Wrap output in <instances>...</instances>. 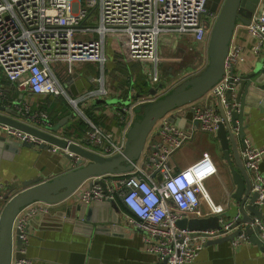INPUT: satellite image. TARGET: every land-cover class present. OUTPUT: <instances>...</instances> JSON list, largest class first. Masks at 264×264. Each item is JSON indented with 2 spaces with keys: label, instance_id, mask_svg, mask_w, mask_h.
<instances>
[{
  "label": "built area",
  "instance_id": "built-area-1",
  "mask_svg": "<svg viewBox=\"0 0 264 264\" xmlns=\"http://www.w3.org/2000/svg\"><path fill=\"white\" fill-rule=\"evenodd\" d=\"M217 13L207 8V0H0V73L21 94L43 98L63 95L75 109L82 110L85 101L92 104L100 97H109L104 77L96 78L101 83L97 90L73 97L62 75L71 74L81 62H97L104 68L108 59L106 47L112 42L118 44L117 50L126 60L145 64L150 81L159 83L161 34L184 35L191 42L208 47ZM246 27L251 45L245 49L242 43H230L223 77L204 95L202 102L192 106L187 126H179L164 116L156 124L155 141L150 142L153 149L147 150L142 162L137 160L131 171L88 178L70 196L73 201L87 205L95 201L121 200L127 210L126 222L142 231L144 249L157 255L155 264H192L208 240L226 236L239 228L242 231L230 240L232 246L237 248L251 243L245 231L246 223L231 227L239 214L222 222L221 228L192 231L178 226L179 219L206 217L221 211L223 206L213 203L204 184L218 173L212 157L203 155L181 169L173 162L175 154L198 131L216 135L223 121L220 104L230 118V104L226 100L229 89L233 97L232 109L239 105L236 92L241 75L249 71V56L264 53V8ZM161 94L162 91H158L140 96L128 107L118 105L111 111L117 124L115 129L98 125L85 115L87 128L80 140L53 131L48 112L39 106L33 109L30 100L22 97L9 101L4 87H0V105L16 107L23 121L41 130L67 137L99 154L110 155L123 151L127 132L136 119V106L153 101ZM0 131L36 147L50 144L48 150L69 154L73 165L77 166L79 155L67 148L2 121ZM243 143V163L251 173L252 191L258 194L255 203L261 207L264 205V172L261 169L264 147L246 136ZM11 195L0 193V218ZM203 199L208 200L210 209L202 208ZM50 207L37 202L17 215L13 235L22 241L19 249L22 256L13 259L12 264H35V259L27 253L32 236L29 218L37 209L48 212ZM249 226L256 229L264 243V221L255 218Z\"/></svg>",
  "mask_w": 264,
  "mask_h": 264
},
{
  "label": "water",
  "instance_id": "water-1",
  "mask_svg": "<svg viewBox=\"0 0 264 264\" xmlns=\"http://www.w3.org/2000/svg\"><path fill=\"white\" fill-rule=\"evenodd\" d=\"M260 3L261 0H207V8L218 13L209 36L206 66L192 75L184 76L183 72H180L181 77L179 74L172 75L170 80L160 81L156 87L150 88V94H156L158 91H162V94L153 101L136 106L137 116L127 132L122 152L99 154L67 137H60L23 121L22 114L14 106L0 105V121L31 132L49 143L67 148L80 157L74 169L50 180L30 178L24 181L23 189L9 197L0 218V264H12L13 259L22 256L19 252L14 253V249L19 250L22 246V241L13 235L14 221L25 207L37 202L51 207L48 212L37 209L31 215L28 225L30 229L59 228L63 224H69L74 233L90 237L92 233H108L123 227L121 217L114 206L115 200L95 201L87 205L73 201L70 196L88 178L131 171L145 147L147 150L153 149L150 142L156 134L154 128L164 116L179 126L183 125L188 112L192 109V103L202 98L223 77L226 56L237 22L248 24L254 15L259 16L262 9ZM131 100L130 97H100L95 102L98 105L116 106L115 104H129ZM226 100L230 104L228 107V110H231L230 118L226 116L220 104L223 121L219 124L215 139L219 142L220 152L229 166L232 177V186L228 193L230 208L223 207L221 211L206 217H184L179 219L177 224L192 231L221 228L224 225L222 222L230 221L239 214V218L231 227L239 223L248 224L245 231L251 242L264 251V243L257 236L256 229L249 226L255 218L262 219V211L255 203L258 194L252 191L250 177L239 149V144L246 135V114H250L253 108H259L264 112V64H259L255 70L241 75L236 92V101L239 105L236 108L232 109L231 106L233 101L231 89L227 91ZM77 111L84 115L81 109ZM69 118L70 116H66L55 124L52 130H58ZM23 146L34 147L32 143L19 142L0 133V151L4 154L8 151L17 152ZM49 147L50 144L39 146L41 149ZM67 156L70 157L69 154ZM248 211L253 216H250ZM241 231L237 229L226 236L210 239L208 244L231 240Z\"/></svg>",
  "mask_w": 264,
  "mask_h": 264
},
{
  "label": "crops",
  "instance_id": "crops-1",
  "mask_svg": "<svg viewBox=\"0 0 264 264\" xmlns=\"http://www.w3.org/2000/svg\"><path fill=\"white\" fill-rule=\"evenodd\" d=\"M260 6L264 8V0H261ZM164 37V40L172 38L170 33L165 34ZM250 37L246 23L238 21L231 42L242 43L244 48L247 49L252 42L250 41ZM173 38L170 46L174 51L179 48L181 52H175V57L171 55L174 58L173 60H176L172 61V63H182L180 72H183L184 76L194 70H199L200 68H196L192 65L194 62L192 56L190 55L189 57L193 49L197 51V46L193 47L190 42L187 43L186 41L189 40L187 36L176 35ZM117 48V43L112 45L109 49L106 47L108 59L104 66V73H100L99 70L97 74L90 76V72H87V75H89L88 78H79L76 75L70 78L62 75L65 79L64 84L73 97H80L88 90L98 89L101 83L96 81V76L104 77L105 88L108 91L109 97H130L132 99L130 102L133 103V101L137 100L140 96L150 94V88L156 87L158 83H152L148 78L149 76L146 75L145 69L147 66L139 62L126 60L124 54L120 50H117ZM115 51L121 55L120 61L127 66V69H124V71L128 73L126 78H117L116 76L110 75L111 67L114 65L112 63L114 61ZM259 64H264V53L257 56L250 54L247 63L249 68L248 72L255 70ZM138 71H141L143 77L147 78H138ZM1 76L4 80H7L3 75H0V77ZM168 80H170V78H161L160 81L166 82ZM143 83H145V85ZM0 87L6 89L7 95H10L8 91L13 87V91L19 94V99L23 97L24 100H30L31 107L35 109V106H33V103L36 101L34 100L35 97L24 93L21 94V92L17 91L15 86L11 82L8 83V81H5L4 84H0ZM115 105L116 106H109L106 104L98 105L95 101L92 104L91 102L87 103L85 101L84 105L81 106L83 108L93 109L95 116L97 115L96 119L100 120V123H97L98 125L115 129L117 124L113 123L114 117L112 116H114V113L111 115V111L118 108V105ZM75 110L77 114H79L77 109ZM190 112H192V109L188 114ZM83 113L86 115L84 111ZM188 114L182 127L188 125L187 120L192 113L190 115ZM68 116H70V118L64 125L70 119H73L72 115ZM80 116L82 117V115ZM245 124H247L245 136L256 145L264 147V112L259 110V108H253L250 114H246ZM63 126L58 128L57 131L59 134L72 138L75 137L77 140L83 137H76L74 134L70 135L66 133ZM0 133L4 134L1 131ZM207 135H211L216 142L220 159L210 148L204 146L203 141ZM155 137L156 134L151 141H155ZM243 147L244 143L240 142L239 149L241 158ZM219 148V142L215 139V135L198 131L193 138L188 140L183 148L175 154L173 162L177 168L181 169L203 155L212 157L217 165L218 173L205 181V188L214 204H220L224 208H230L231 201H229L228 193L232 186V177L229 166L222 157ZM74 168L75 165H73L72 160L65 152L54 153L48 149H41L36 146L31 148L23 146L17 152L13 151L10 153L8 151L5 154L0 151V193L3 192L13 195L23 189L24 181L30 178H41L42 181L50 180ZM261 169L264 172V158L261 162ZM248 174L251 181V173L248 172ZM114 206L121 217V225L126 229L121 227L119 230H111V232L108 233H92L90 237L74 233L72 226L69 224H63L59 228L32 229V236L29 239L27 248L28 255L35 259V264H155L157 255L154 252L144 249L142 231L126 222L125 216L127 210L121 200H115ZM202 208L210 209V204L207 199H203ZM260 209L262 211V220L264 221V205H262ZM248 214L253 216L249 211ZM246 225L248 226V224ZM14 251L15 254L19 252L17 249H14ZM192 264H264V251L252 242L234 248L230 240H228L215 244H207Z\"/></svg>",
  "mask_w": 264,
  "mask_h": 264
},
{
  "label": "rangeland",
  "instance_id": "rangeland-1",
  "mask_svg": "<svg viewBox=\"0 0 264 264\" xmlns=\"http://www.w3.org/2000/svg\"><path fill=\"white\" fill-rule=\"evenodd\" d=\"M170 35L172 36V38L171 39H166V40H164L165 39L164 34H161V36H160V45H159V62H160V64H159V68H160L161 78H170V77H172V75H177V74H179L180 77H181L180 71L182 69V66H181L182 63L181 62L172 63V61H176V60H173L174 58L172 56L175 57V55H174L175 52L180 53L181 51H180L179 48H177L176 51H174L172 49L170 44L172 43V41L174 39L173 37H175L176 34L173 33V32H170ZM186 42L187 43L190 42V44H192L193 47L197 46V51L195 49H193L191 51V53L189 54V57L191 55L192 58L194 59V62H193L192 65H194L196 68H200L202 70L206 66L207 60H208V52H207V48L208 47H207V45L197 44V43L191 42L189 40H187ZM108 43H109V48H110L113 44H112V42H108ZM106 45H108V44H106ZM112 64H114V65L111 67V72H110L111 76H116L117 78H119V77L126 78L127 77L128 73H126L124 71L125 67H127V66H125L120 61V56L119 55H114V61H113ZM90 67H92V68H90ZM101 67L102 66L100 64H98V63L81 62V63H79L78 65H76L74 67V70H72L71 74H68V75H65V76L73 78V76L76 75L79 78H88L89 75H87V72H90V74H91L90 76H93L94 74H97L99 72V70H100V73L101 72L104 73L105 70H104V68L101 69ZM0 72H2L1 68H0ZM92 78H94V77H92ZM95 78H100V77L96 76ZM145 78H147V77H145ZM91 90H94V89H91ZM88 91H90V90H88ZM204 97L205 96H203L202 98H200L197 101H195L196 103H194V105H198L201 101H203ZM130 104H131V102L129 104H126V105H124V104H121V105L128 107V106H130ZM192 105H193V103H192ZM72 107H73V105H72ZM82 110H84V109L82 108ZM191 113L192 112H190L189 114H191ZM82 118L84 119L85 116L83 115ZM155 129H156V127L154 128V130ZM201 144H202V141H201ZM203 144H204L205 147L210 148L216 154V156L220 159V155H219V152H218V147H217L216 142L214 141V139L212 138L211 135H207L206 136L205 140L203 141ZM146 155H147V147H145L144 151L141 153L140 157L137 160L139 162H142L144 160V158L146 157ZM8 195H10V194H8ZM239 224H245V223H239Z\"/></svg>",
  "mask_w": 264,
  "mask_h": 264
},
{
  "label": "trees",
  "instance_id": "trees-1",
  "mask_svg": "<svg viewBox=\"0 0 264 264\" xmlns=\"http://www.w3.org/2000/svg\"><path fill=\"white\" fill-rule=\"evenodd\" d=\"M114 55H119L117 51L114 52ZM125 69H127L125 67ZM138 78H145L143 77V74L141 73V71H138ZM5 81H8V83H10V81L4 80V78L1 76L0 77V84H4ZM145 85V83H143ZM9 85V84H8ZM8 100L9 101H14L19 99V94L15 91H13V87L12 89H10L8 91ZM70 95L72 96V94L70 93ZM34 100H36L33 103V106H35V108H37L38 106L47 111L49 116H50V120L52 122V125L54 126L55 124H58L62 119H64L66 116L68 115H72L73 119H70L64 126L63 129L66 130V133H69L70 135L74 134L76 137H82L84 135V132L87 128V123L86 121L79 116V114H77L76 110L72 107L71 103L67 100V98H65L63 95L60 96H47V97H40V96H34ZM94 103V102H93ZM90 107V106H89ZM81 108H83L81 106ZM84 112L86 113V115L94 121V123H100L99 119H96V116L93 112V109L90 108H83ZM190 115V114H188ZM103 118V115H102ZM114 119V118H113ZM115 123V121L113 122ZM75 138V137H74Z\"/></svg>",
  "mask_w": 264,
  "mask_h": 264
}]
</instances>
